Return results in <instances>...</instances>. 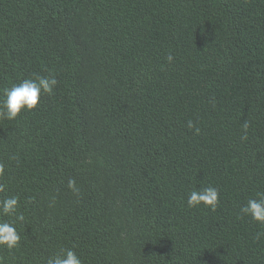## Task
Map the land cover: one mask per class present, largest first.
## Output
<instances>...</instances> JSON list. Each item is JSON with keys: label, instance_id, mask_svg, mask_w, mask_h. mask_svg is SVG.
I'll use <instances>...</instances> for the list:
<instances>
[{"label": "trees", "instance_id": "1", "mask_svg": "<svg viewBox=\"0 0 264 264\" xmlns=\"http://www.w3.org/2000/svg\"><path fill=\"white\" fill-rule=\"evenodd\" d=\"M48 75L0 118V200L25 217H0L21 237L0 264H264L240 213L264 192V0H0V98ZM208 186L216 210L188 207Z\"/></svg>", "mask_w": 264, "mask_h": 264}, {"label": "clouds", "instance_id": "2", "mask_svg": "<svg viewBox=\"0 0 264 264\" xmlns=\"http://www.w3.org/2000/svg\"><path fill=\"white\" fill-rule=\"evenodd\" d=\"M169 63L173 61V56L168 55ZM58 84L53 75L38 76L36 78L25 79L19 84L4 90L3 97L0 98V118L15 120L22 111L36 110L42 94L53 95ZM189 129L199 133V128L189 120L187 123ZM247 130V122L243 125ZM246 135L243 139H246ZM5 173L4 165L0 164V177ZM5 184L0 183V193L5 191ZM68 187L73 192H78L74 179L68 181ZM257 198H250L247 203L240 208L242 216H250L254 221L264 225V192H258ZM187 205L190 208L204 206L215 211L219 205V191L216 187L208 186L199 190H192L187 199ZM19 208V197L9 196L0 200V217L15 216L17 221L23 222L25 217L17 214ZM259 235V234H258ZM20 235L13 223L8 220L0 219V248L8 250L15 249L20 243ZM44 264H82V260L71 249L63 250L60 254L49 256Z\"/></svg>", "mask_w": 264, "mask_h": 264}, {"label": "rangeland", "instance_id": "3", "mask_svg": "<svg viewBox=\"0 0 264 264\" xmlns=\"http://www.w3.org/2000/svg\"><path fill=\"white\" fill-rule=\"evenodd\" d=\"M94 159H96V161H98V164H102V165L105 164L104 160L101 158V156L99 154H96L93 157H91V159H89V162L93 163Z\"/></svg>", "mask_w": 264, "mask_h": 264}]
</instances>
